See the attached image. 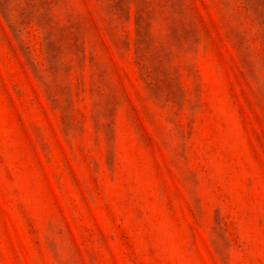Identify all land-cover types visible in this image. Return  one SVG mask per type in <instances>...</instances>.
<instances>
[{"label":"rangeland","instance_id":"1","mask_svg":"<svg viewBox=\"0 0 264 264\" xmlns=\"http://www.w3.org/2000/svg\"><path fill=\"white\" fill-rule=\"evenodd\" d=\"M0 264H264V0H0Z\"/></svg>","mask_w":264,"mask_h":264}]
</instances>
